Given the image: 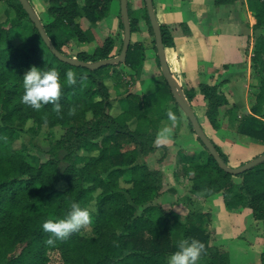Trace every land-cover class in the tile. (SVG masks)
I'll return each mask as SVG.
<instances>
[{
    "label": "trees",
    "instance_id": "trees-1",
    "mask_svg": "<svg viewBox=\"0 0 264 264\" xmlns=\"http://www.w3.org/2000/svg\"><path fill=\"white\" fill-rule=\"evenodd\" d=\"M112 1L84 0L80 6L77 0H47L46 14L51 20L40 21L50 42L63 56L87 63L111 59L119 55L122 39L116 48L115 39L107 36L92 52L79 51L75 56H68L63 49L73 40L78 44L94 42L93 33L83 29L79 19L97 24L107 15ZM233 1L215 0V3ZM0 2L6 7L5 21L0 23V264H167L182 238L204 243L197 264H229L225 251L210 244L209 233L201 225L190 219L179 222L152 204L159 196L162 175L137 160L154 151L155 141L153 137L140 135L136 127L130 128L139 119L147 118L150 96L127 95L120 113L115 116L110 113L113 101L107 82L118 84L121 80L118 66L134 72L142 68L143 45L130 42L123 64L95 70L69 65L47 48L18 0ZM246 3L255 19L253 30L263 32L253 45L251 57V67L260 83L250 114L240 118L234 115L235 130L264 144V0ZM127 9L134 33L138 30V18L129 0ZM144 19L156 51L146 7ZM158 24L163 47H173L169 27ZM119 29L123 33L120 16ZM155 60L159 65L157 55ZM31 66L55 68L62 81L67 70L75 73L77 83L64 84L62 88L59 115L51 104L35 110L22 102L23 75ZM165 87L178 108L166 82ZM198 92L212 127L217 126L221 108L226 107L229 115L234 113L235 107L229 106L219 86L199 84ZM183 94L190 104L195 90L185 89ZM28 122L37 129L45 126L64 130L45 162L31 163L22 148L13 146ZM188 125L192 130L189 122ZM197 141L206 157L199 161L183 157L180 162V174L190 181L189 193L203 198L221 194L228 209L249 208L253 218L262 223L264 235V162L232 176L220 169ZM211 143L228 165L226 155ZM236 178L241 179L240 183L234 182ZM59 185L62 189H58ZM72 202L81 207L88 208L91 203L95 206V212L89 210L92 217L89 235L83 227L67 239L48 245L46 240L51 234L43 230V222L63 218ZM137 208L141 211L137 212ZM260 264H264V252Z\"/></svg>",
    "mask_w": 264,
    "mask_h": 264
},
{
    "label": "crops",
    "instance_id": "crops-1",
    "mask_svg": "<svg viewBox=\"0 0 264 264\" xmlns=\"http://www.w3.org/2000/svg\"><path fill=\"white\" fill-rule=\"evenodd\" d=\"M152 3L157 22L168 26L173 37L174 46L164 48L169 70L180 88L195 90L189 105L206 136L233 168L264 154L263 143L235 130L234 115L240 118L250 114L260 83L251 67V57L254 39L263 32L253 30L255 19L246 0L228 4H216L215 0ZM199 84L219 86L229 106L235 107L232 115L226 113V107L220 109L216 127L205 117ZM154 147L137 163L143 160L150 170L162 175V180L168 178L171 188L160 190L153 204L179 222L190 219L201 225L209 233L210 244L225 251L229 264H260L263 226L253 218L251 210L243 206L228 209L221 194L203 198L189 193V178L179 170L181 159L190 156V149L185 148L180 137L164 144L156 140Z\"/></svg>",
    "mask_w": 264,
    "mask_h": 264
},
{
    "label": "rangeland",
    "instance_id": "rangeland-1",
    "mask_svg": "<svg viewBox=\"0 0 264 264\" xmlns=\"http://www.w3.org/2000/svg\"><path fill=\"white\" fill-rule=\"evenodd\" d=\"M80 6L83 5L84 0H77ZM131 10L134 11L138 18V30L131 36V42H139L143 45L145 50V60L142 68L136 72L129 70L126 66H118L116 70L121 77L118 84L113 81H108L110 89L111 100L113 106L110 111L111 115H117L123 107L122 101L127 95H149L150 96V107L147 115L144 118L131 124L130 128L133 130L136 127L137 132L140 135H144L148 138L153 137L154 141L157 140L159 130L169 125L171 122L168 120L167 112L171 109L177 116V122L173 127V137H180L182 139L185 148H189L190 156H184L195 159L197 161L202 160L206 157V153L197 141L195 134L188 125V120L183 114L182 110L172 102L171 96L165 87V80L162 75L160 66L157 64L156 51L152 42L153 37L148 30L146 21L144 19V0H129ZM30 4L38 17L45 23H48L51 18L47 16L46 10L48 7L47 0H30ZM5 5L0 2V23L5 21ZM119 0H113L107 15L101 19L97 24L92 25L85 18L79 19V24L83 29H89L94 35V42L90 44H78L75 40L70 41L64 47V52L68 56H75L79 51L92 52V50L100 45L103 39L107 36H111L116 41L117 48L120 46V41L123 38V33L119 29ZM25 23L28 24L26 21ZM259 37L254 39L257 41ZM183 92V89L180 88ZM88 116L87 120H90ZM64 133V130L60 127L47 128L43 126L37 129L35 126L28 122L26 126L18 133L13 146L16 149H23L26 159L31 163L45 162L49 159V151L54 146L55 141L60 138ZM155 143V142H154ZM80 164V161L77 160ZM142 163L143 160L141 161ZM163 178V177H162ZM161 178V189L165 191L170 189L171 185L167 179L162 180ZM241 179L236 178L234 182L240 183ZM190 182V181H189ZM58 189H62V185L58 186ZM162 193V192H161ZM185 194V193H184ZM183 194V195H184ZM155 203V200L152 204ZM89 210L95 212V206L91 203L88 206ZM141 208H137V212H140ZM86 235H89L90 228L84 226Z\"/></svg>",
    "mask_w": 264,
    "mask_h": 264
},
{
    "label": "clouds",
    "instance_id": "clouds-1",
    "mask_svg": "<svg viewBox=\"0 0 264 264\" xmlns=\"http://www.w3.org/2000/svg\"><path fill=\"white\" fill-rule=\"evenodd\" d=\"M65 78L62 81L60 73L55 68L44 70L37 66H31L23 75L22 102L35 110L51 104L53 110L59 115L62 107L59 99L64 84L75 85L77 83L76 75L72 70L66 71ZM167 117L171 123L159 130L157 143L164 144L173 138V127L177 122V116L169 109ZM91 222L92 217L89 209L81 207L77 202H72L70 210L63 218L47 219L43 222V230L51 234L46 243L53 245L57 240L67 239L72 233L79 232L81 228ZM177 248L178 250L168 257L167 264H197L205 245L194 238H182L178 241Z\"/></svg>",
    "mask_w": 264,
    "mask_h": 264
},
{
    "label": "water",
    "instance_id": "water-1",
    "mask_svg": "<svg viewBox=\"0 0 264 264\" xmlns=\"http://www.w3.org/2000/svg\"><path fill=\"white\" fill-rule=\"evenodd\" d=\"M22 6V9L27 14L30 22L34 25L37 29L39 35L41 36L43 42L47 46V48L56 56L60 61L63 63L83 67L90 70L99 69L101 67H105L112 64H123L126 59V54L131 42V29L129 25V17H128V9H127V2L128 0H119V14L121 17L122 25H123V38H122V47L121 51L118 56H115L111 59L101 60L93 63H87L77 60L76 58H68L60 54L52 45L49 38L45 34L43 26L41 24L40 18L34 11L33 7L29 3L28 0H18ZM145 7L147 10V15L150 21L151 29L154 35L155 40V48H156V55L159 60L160 69L164 80L170 89L172 96L176 102V104L180 107L183 114L186 116L188 122L190 123L193 133L195 134L196 138L203 144L207 152L214 158L215 162L218 164L219 168L222 169L225 173L230 174L232 176L240 175L251 168L257 166L264 162V154L253 158L252 160L244 163L243 165L233 168L229 165L225 164L221 158L219 157L217 151L215 150L213 144L208 139L206 134L204 133L203 129L201 128L193 110L191 109L189 103L184 97V94L177 83L174 81L172 74L169 70L165 59L164 47L162 44L161 33L159 24L156 20V16L153 10V3L152 0H144Z\"/></svg>",
    "mask_w": 264,
    "mask_h": 264
}]
</instances>
